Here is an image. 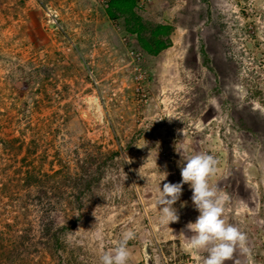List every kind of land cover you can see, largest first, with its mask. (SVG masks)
<instances>
[{
    "label": "rangeland",
    "instance_id": "rangeland-1",
    "mask_svg": "<svg viewBox=\"0 0 264 264\" xmlns=\"http://www.w3.org/2000/svg\"><path fill=\"white\" fill-rule=\"evenodd\" d=\"M133 1L156 56L109 3L0 0V264H99L129 230L128 264H203L190 186L169 227L157 203L195 153L247 237L226 264H264V0Z\"/></svg>",
    "mask_w": 264,
    "mask_h": 264
},
{
    "label": "clouds",
    "instance_id": "clouds-1",
    "mask_svg": "<svg viewBox=\"0 0 264 264\" xmlns=\"http://www.w3.org/2000/svg\"><path fill=\"white\" fill-rule=\"evenodd\" d=\"M183 161L181 182L165 183L162 189L161 185L158 188L159 223L169 227L171 223L179 221L177 209L173 206L180 200L183 186L188 184L192 190V203L199 215L195 222L186 225V230L191 234L185 236L187 247L207 253L203 264H226L233 258L237 247L245 248L247 237L224 219L225 197L210 184L211 177L218 170V161L206 153L184 156ZM134 238L133 231L124 232L117 245L101 255L99 264H128L131 256L128 242Z\"/></svg>",
    "mask_w": 264,
    "mask_h": 264
},
{
    "label": "trees",
    "instance_id": "trees-1",
    "mask_svg": "<svg viewBox=\"0 0 264 264\" xmlns=\"http://www.w3.org/2000/svg\"><path fill=\"white\" fill-rule=\"evenodd\" d=\"M133 8V0H112L107 8L108 17L114 19L116 13L128 14L127 32L136 35L140 47L151 56H156L170 47L171 27L162 23H146L134 14ZM205 62L208 63V59ZM54 239L57 244L58 237L54 235Z\"/></svg>",
    "mask_w": 264,
    "mask_h": 264
},
{
    "label": "built area",
    "instance_id": "built-area-1",
    "mask_svg": "<svg viewBox=\"0 0 264 264\" xmlns=\"http://www.w3.org/2000/svg\"><path fill=\"white\" fill-rule=\"evenodd\" d=\"M99 1H100V6L101 7H106L110 0H99Z\"/></svg>",
    "mask_w": 264,
    "mask_h": 264
}]
</instances>
